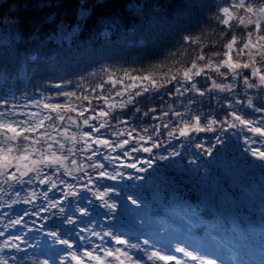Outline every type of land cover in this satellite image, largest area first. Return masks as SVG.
<instances>
[{"label": "trees", "instance_id": "trees-1", "mask_svg": "<svg viewBox=\"0 0 264 264\" xmlns=\"http://www.w3.org/2000/svg\"><path fill=\"white\" fill-rule=\"evenodd\" d=\"M81 8L87 10L85 16H80ZM213 8V0H0V26L4 20L12 21L19 37L12 45L0 46V105L24 106L28 109L38 101H43L45 97H53L62 98L66 106L75 107L83 103V97L87 95L92 101L90 107L96 106L99 109L103 106L107 109L97 93L110 100L117 97L116 91H120L126 99V93L133 91L128 89L125 92V86L135 83L140 86L142 93L136 98V106L141 107L142 112L132 113L127 119L135 121L134 126L138 131L143 125H147L150 131L155 128L159 134L145 146L152 153L149 161H155L153 158L163 152L164 148L160 149L163 144H167L171 136L162 128L163 122L166 121L170 125L175 122L172 136H177L179 130L185 128V121L188 122L185 131L195 124L187 115L194 117L198 114L201 116L200 127H206L203 118H207L209 122L218 118L217 123L212 125V131L200 132H204V137L210 135L217 143H221L216 150L212 149L213 157L218 155L224 160L219 169H222L223 163L226 162L233 168L232 174L237 169L243 172L245 166L261 170L264 168L261 159L256 156V159L250 160L241 149L242 146L234 143L237 141L234 132L238 131V135H242L245 131L243 126L237 123L238 128L232 130H227L224 126L229 112V109L224 107L228 103L227 100L219 101L215 96L200 97L198 94L188 97L187 93L185 97L176 98L177 94L168 93L165 89H160L163 92L152 94L147 99L144 98L148 94L143 93V88L149 87L150 93L153 90L149 80H144L143 77L155 80L157 85L165 83L167 87L166 82L171 81L173 76L183 80V73L188 71L193 63L197 64V69L207 70L211 78L206 82L208 87L212 80H224V77L215 72L220 56L209 51L210 47L224 46L228 42L212 19ZM58 23L68 26L78 24L79 28L70 41L55 43L49 39L50 35L55 33ZM232 34L239 39L238 31H233ZM185 36L193 43L187 44ZM199 55H205V61L198 62ZM220 55L222 56V53ZM125 73L128 75L125 76ZM128 77L140 79L130 81ZM110 78L119 79L122 83L119 86H110ZM97 85L100 87H96ZM68 93L74 95L64 97ZM11 97L14 99L11 100ZM183 100L190 102L188 107H181ZM131 107L132 105H129L128 109ZM144 108L149 109L148 116L143 115ZM128 109L109 111L122 114ZM152 109H155V112ZM175 110L184 111L186 116L179 120ZM241 111L243 112V109ZM165 112H168L170 117L164 115ZM72 115L76 118L74 113ZM231 122L229 120V123ZM85 129L86 126L81 124L78 135ZM196 130L199 132L197 128ZM140 134L146 135L142 131ZM193 134L190 133L188 137ZM246 139L254 144L249 147V144L245 143L247 149H255L253 152L256 153L260 145L255 141L264 140V137L257 135L254 141L252 133L248 132ZM145 147L136 151L144 154ZM79 159L87 166L83 157ZM181 164L183 165L178 168L182 173L172 179L175 182L165 184L163 181L157 190L162 197L176 190L189 202L199 205L197 202L201 196L195 192L197 189H190V186L182 182L190 177L185 174L188 166L183 162ZM121 169L124 171L126 168ZM147 172H150L151 179L157 182V178L163 176L157 169H148ZM172 173L173 170L164 174L169 176ZM210 196L209 203H215L213 194ZM201 199L207 200V197L202 196ZM251 213L253 220L254 211L249 212V217ZM247 242L253 244L252 239Z\"/></svg>", "mask_w": 264, "mask_h": 264}, {"label": "snow or ice", "instance_id": "snow-or-ice-1", "mask_svg": "<svg viewBox=\"0 0 264 264\" xmlns=\"http://www.w3.org/2000/svg\"><path fill=\"white\" fill-rule=\"evenodd\" d=\"M213 5L212 19L216 22V26L220 27L228 42L224 46L210 47L209 51L216 52L220 56L216 62L215 72L224 77V80H212V86L209 88L206 82L211 78L207 70L197 69V64L193 63L191 68L183 73V80L173 76L171 81L166 82L167 87L165 83L157 85L155 80L143 77L144 80H149L153 90L150 93L149 87H145L143 93L148 95L144 98L147 99L152 94L163 92L160 89H165L164 91L168 93L177 94L176 98L185 97L187 93L188 97L198 94L200 97L215 96L219 101L227 100L228 103L224 107H227L229 112L227 119L224 120L225 128L237 129L236 122H238L246 131L253 134L255 141L257 135L264 137V115H257L264 114V0H213ZM233 31L239 32V39L232 34ZM184 40L189 45L193 43L188 36H185ZM205 59V55L197 57L198 62H203ZM208 67L211 69V65ZM127 75L125 73V76ZM193 77L199 79L194 80ZM128 79L135 81L140 78L128 77ZM121 83L119 79L110 78L108 81L110 86H119ZM139 87L135 83H128L125 86V92L129 88L137 90L119 102L121 109H128V106L132 105L122 114L109 111L116 108V103L109 102L99 93L97 96L107 105V109L103 106L99 109L96 106L90 107L92 101L87 95L83 97L84 102L75 107L66 106L62 98L45 97L43 101L31 105L33 109L41 107L40 112L18 111L19 106H13L11 109L0 106V184L14 189L28 185L34 187L45 185L42 193L47 203H41L40 208H32V213L39 215L42 210L47 213L49 205L56 207L60 197L67 195L64 191L65 187H72V194L76 195L78 185L87 190L100 178L105 177L107 161L116 159L127 163L134 151L145 147L153 138L159 136L155 128L150 131L147 125H143L138 131L134 126L135 121L127 119L132 113L142 112L141 107L136 106V98L142 95ZM73 95L68 93L64 97ZM116 96L123 97L124 93L116 91ZM176 98L173 100L175 101ZM189 103L188 100H183L181 107L186 108ZM152 111L155 112V109ZM72 113H75L76 118H73ZM143 115H149L148 108L143 109ZM164 115L170 117L168 112ZM175 115L179 120L186 116L184 111L179 110H175ZM187 116L195 121L193 127L199 131H212V125L218 121V118L211 122L203 118L206 127H200V115ZM229 120L232 122L229 123ZM187 123L185 121V128ZM81 124L86 126L87 130L78 137L77 132ZM161 126L172 135L175 122L170 125L165 121ZM69 129L73 130L71 135H68ZM141 131L146 135H141ZM179 134L186 133L180 129ZM69 141L76 147H66ZM248 142L245 140V143ZM255 143L260 147L254 154L264 158V140ZM80 157L84 158L87 166L78 163ZM69 160L70 165L74 167L65 163ZM74 172L79 175H73ZM16 195L19 196V191H16ZM86 197L87 191L82 192L81 198ZM8 199L11 202L5 201L6 207L0 208V217L4 218L5 224L4 227H0V264H13L17 260L15 256L3 254L22 250V245L26 243L27 232L23 235H13V233L16 232V228H23L27 218L32 215L27 208L24 212H15L14 207L17 203L22 205L31 203L30 198L14 201L9 196ZM103 241L104 237L99 234L86 238L84 229L80 230V234L73 242L62 237L58 238L59 244L67 252L58 257L57 264L58 262L59 264H147L157 260L163 261L164 264H172L173 261L175 264H180L176 253H182L183 257H190L191 260L198 259V255H193V252L186 247L175 246L171 254L161 255L159 250H154L156 246L149 247L147 240L144 241L143 248L139 242L133 244L120 238L114 239L115 247H107ZM133 252H140L142 255L134 256ZM44 264H49V261L45 260ZM208 264H214V261L210 260Z\"/></svg>", "mask_w": 264, "mask_h": 264}, {"label": "rangeland", "instance_id": "rangeland-1", "mask_svg": "<svg viewBox=\"0 0 264 264\" xmlns=\"http://www.w3.org/2000/svg\"><path fill=\"white\" fill-rule=\"evenodd\" d=\"M86 13L87 10L83 8L80 9V16H85ZM3 22V25L0 26V46L12 45L19 40L18 34L16 33L12 21L4 20ZM78 28V24L68 26L65 23H58L55 33L50 35L49 39L55 43L68 42L75 35ZM216 81L223 80L217 79ZM211 86L212 81L209 84V88H211ZM130 90L133 92L136 91L132 88H129V91ZM126 94L129 95V93ZM123 99L124 97H113L109 100V102L116 103L117 106L115 110H118L121 109L119 102ZM0 106H8L6 109L13 108L12 105ZM17 110H36L37 112H40L42 111V108L25 109L24 106H19ZM45 114L47 113L45 112ZM86 130L87 129L84 131ZM61 131H63V129H61ZM245 132L248 133L246 130ZM78 133L79 132H77V135ZM71 134L72 130L69 129L68 135ZM82 135L83 132H81L78 137ZM235 135L237 137V141L235 140V142H233L236 143L237 146H242L241 149L245 151L246 156L249 157L250 160L256 159L257 156L261 159L262 164H264V158H261L258 154H254L253 150L256 151L255 149H247L248 146L250 147V145L254 144L251 143V140H249L250 143L248 142V146L245 144V140H247L246 134L237 135L235 133ZM181 136L182 135L180 134V137L177 139L180 140ZM180 142V144H184L186 147L188 146L189 150L198 152V154H195L194 163L190 168L193 173L189 176V179L182 180V182L187 186H190V189H197L195 192L199 193V196H203L205 198L206 193L203 188L209 185L211 194L218 196V201L215 203L217 208L213 204L206 202V200L201 199V197H199L200 201L198 200L197 203L203 208L206 206L211 216L217 217L205 222V219L202 218V216H200L192 208L185 206L183 203L169 202L165 206L168 210L167 214L165 215L161 213L165 215L164 219L153 223L150 222L149 212L146 210V207L151 204V200H147L139 196L141 195L139 194L141 193V190L139 191L138 185L146 184L147 186H151L150 184H152V180L149 181V172H147L148 169H157V172L162 175L171 170L170 167H172L174 163H169V161L173 159L170 157V154L164 153L161 155L158 153L160 155L154 157L156 158L155 161L146 162L140 159L143 153L136 152L132 155L131 159L127 160V163H124L123 160L119 161L116 159L108 161V168L105 169L106 176L100 178L96 184L91 185L86 190L87 193H90L95 198L93 199V202L90 201L92 199L89 200L88 196L86 198H81V194H77L74 196L76 197L74 203L75 205L73 206L74 208L71 209L70 207H65L67 202L63 198L64 196H62V200L60 197V200L58 201L60 203V207H58L61 208V210L62 207L65 209L62 217L58 221L60 226L57 227L56 230H52L50 227L43 229V223H46L48 219L44 216L45 213L43 210L39 215L33 213V218L29 216L27 218L29 219L27 223L30 225H32V223H37L35 224L37 234L32 239L33 243L30 246H26V243H29L26 241V243L22 245L21 251H10L5 254L17 257L15 262L16 264H44L45 260L49 261V264H57L58 257L62 254H66L67 252V250L65 248L63 250V246L59 244L58 238L62 237L63 239L69 240V242H73L77 239V235L80 234V230L84 229L86 238L93 234L102 235L104 237L103 242L107 247L116 246L114 244L115 238L124 239L133 244L139 242L140 246H145L144 241L147 240L149 242V247L156 246L154 250H159L161 255L171 254V250L175 246H179L181 248L186 247L193 252V255H198L197 260H191L190 257H183L182 253H176V257L180 259V264H208L210 260L214 261V264H264V237L257 240L259 237V231L263 227L262 223L257 225L256 222L254 224L250 222L247 227L248 233L251 237L255 238L253 245L254 250L250 252L251 254L243 249L238 242V238L232 236L231 234L221 233L218 228L220 218L227 219L228 221L230 220L231 223L236 220V211L234 209L232 210L231 207L232 202L246 207L252 205H257L258 207L261 206V195L264 192V171L260 170V168L254 169L252 167L245 166V170H243V172L237 169L232 174L231 169L233 170V168H230L228 163L225 162L223 163L222 169L218 170L220 171L219 173L212 172L209 170L211 165H220L224 162L220 156H218L219 160L217 161V157H213L209 150H206L204 147L200 151L199 149L201 147H199V144V146H192L191 144L188 145L187 142ZM66 145H69L68 147H76V145L71 141L67 142ZM149 150H146V156H148V158L149 154H152ZM180 150L184 152L183 146H181ZM94 159L97 158L94 157ZM196 159L201 168H199L200 166L196 164ZM65 163L70 167H74L70 165L69 161H66ZM78 163H81L80 159L78 160ZM159 163L160 166H158ZM122 164L126 165V173L120 169ZM252 166H254V164H252ZM93 171H96V169H93ZM73 175H79V173L74 172ZM129 175L132 177L129 178ZM85 179H87V177H85ZM128 185L131 186L129 188H125ZM21 187L14 190L20 191L23 189ZM27 187H29V190L27 191L30 192V188L32 186L28 185ZM44 187L45 185H40L41 189L39 187L37 188L42 190ZM78 187L79 185L76 188V192L85 190ZM34 195L35 192H32V196ZM146 195H149V193L147 192L145 197H147ZM13 197L16 199L14 201L24 200L19 198L20 196L17 197L16 192L13 194ZM27 198H30L29 195ZM95 202L103 205L105 210L93 206V203ZM41 203L47 202L42 200L38 201V203L34 205L36 208H40ZM50 206L51 205H49V208ZM14 207L15 212H24L27 205L17 203ZM92 210L93 215L89 213ZM8 211H11V209ZM28 211L30 212L29 209ZM109 217H112L113 220H109ZM0 223V227L1 225L5 226L3 217H0ZM120 225H125L130 230L143 227V235L141 237H134L129 234L116 231V228L118 229ZM40 226H42V229L40 228L41 231L39 230ZM200 226L204 227L203 233L201 232L199 235L202 239L196 240V231L193 229ZM27 227L28 226H26L25 229H27ZM149 231L152 232V234L148 236L146 233H149ZM23 234L24 232L21 233V235ZM184 235L187 236L184 237ZM130 238L140 240L135 241ZM23 249L27 250L25 251ZM133 255L137 256L135 254ZM147 264H164V262L157 260L147 262ZM172 264H175V261H173Z\"/></svg>", "mask_w": 264, "mask_h": 264}]
</instances>
